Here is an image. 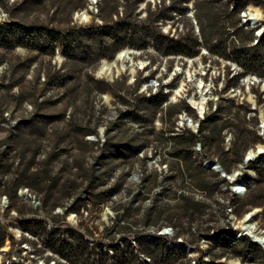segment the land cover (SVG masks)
Instances as JSON below:
<instances>
[{"label":"rangeland","instance_id":"1","mask_svg":"<svg viewBox=\"0 0 264 264\" xmlns=\"http://www.w3.org/2000/svg\"><path fill=\"white\" fill-rule=\"evenodd\" d=\"M19 1L0 0V23L12 21L10 18L14 4ZM85 1V6L73 12L70 20L67 15L57 11L54 22L50 23L49 18L60 0H42L38 15L44 27L62 30L63 41L73 27L86 28L101 23L97 7L99 0ZM185 1L143 0L138 3L136 12L143 18L156 5L162 4L165 8H171L169 15L176 16L177 11L186 7L187 16L190 17L195 0ZM218 1L220 4L229 0ZM51 3L54 6L47 10ZM232 5L233 2L229 9ZM249 6L264 12V0H250L246 7ZM81 12L88 15V21H79L76 18ZM18 17L26 26L34 23L32 14L26 17L18 14ZM262 24L261 38L264 37V21ZM182 26L181 21L173 24V20H167L162 31L174 34L176 28H179V32ZM249 29L255 36L252 44H257L259 39L256 28ZM127 49L134 53L128 54L124 63L117 61V54ZM103 62L115 65L111 80L97 74ZM121 66L124 68L118 72ZM57 71L60 72L56 73ZM240 71L236 63L212 56L204 46H200L199 54L193 57L179 54L162 56L152 46L146 49L123 47L109 59H100L95 63L84 60L77 65L67 60L60 45H55L53 55L49 53L47 45L39 50L21 46L14 49L1 48L0 158L7 161L6 172L0 173V225L6 230L5 240L0 248L1 258L11 260V253L19 251L21 254L14 264H52L57 255L47 243L51 240L54 225L83 233L82 241L89 246H97L102 242L104 250L118 247L123 237L134 244V233L143 229L144 215L150 202V198L145 197L143 192L137 203L128 205L136 191H148L151 196L162 187L168 189L172 185L177 188L179 185V182L176 183L177 179L172 177L175 172L169 171L170 159L166 155L168 143L165 141L168 134L164 138L161 136L162 131L168 130V124L164 125L162 121V117L168 112V104L182 109L172 119L176 120L174 131L189 129L195 132L198 129L195 124L200 118L188 103V99L205 100V113L208 111L209 102L218 103L220 99H232L234 107L242 106L236 110L241 115L245 113L246 127L255 130L259 136L254 147L263 144L261 116L264 113V79L255 75L233 78ZM64 75L66 82L62 86L60 79ZM246 77L250 80L248 84L245 83ZM254 77L258 81L252 83ZM48 79L49 83L45 84ZM102 83L107 85V92H99ZM162 86L163 93L167 94V101L161 105L151 124H131L123 118L124 120H119L118 127H113L115 131L110 133L115 135L111 140V148L122 149L123 152L112 154L110 167L113 170L109 178L98 179L93 190L94 194L108 199L107 203L100 209L87 204V208L81 206L78 211L66 213V209L75 200L78 201L76 206H79L87 196L83 192L85 184L81 183L89 177V166L100 153L107 155L110 151L109 147L102 145L106 138V127L110 121L120 119L119 108L127 107L118 97L130 99L138 95L148 96L157 93ZM185 104L193 111L183 109ZM188 120H191L190 125ZM93 128L96 135H88ZM130 137L135 139L133 142L139 148L135 154L129 153L126 148ZM231 140V132L224 130V151L229 149ZM197 146L198 144L193 154L198 162L201 161L202 167L205 160L219 163L221 157L217 155L211 159H203L202 150ZM246 153L247 151L239 163L230 165L227 173L237 172L241 167L247 169L252 177H248L244 171L239 175L246 179V193L250 189L254 191V195L264 200V190L256 188L255 164L243 163ZM98 167L97 165L95 168ZM194 167L195 165L192 166ZM204 169L202 180L216 186V189L213 192L210 189L197 190L191 185L190 179L186 178L183 187L186 194L195 195L196 198L199 195L203 201L202 207L197 209L192 203H187L188 210L179 217L174 216L173 222L160 230L168 229L169 235L160 237L164 238L171 251L178 253L184 248L190 264H212V260L215 264H235L236 261L243 264H263L264 250L247 236L240 235L239 222L246 214H253L259 228L264 230V202L256 204L254 199L246 198V194L236 195L232 190L233 181H227L228 184L223 185L220 182L223 177L219 173ZM24 170H27L28 181L41 189L35 191L23 187L17 191L20 197L18 207H22V213L18 214L14 209L8 210L9 200L2 191L6 182ZM156 173L159 176L155 183ZM51 187L64 192L58 202L59 206H53L54 198H49ZM122 204L129 209L128 230L117 232L112 226L118 219L117 215L123 211ZM24 224L31 226L30 230L23 229ZM14 225H18L22 233L12 229ZM206 226L210 227L209 232L205 236H198V228L201 230ZM218 231L228 232L240 242L253 244L256 247L253 254L259 253V256L254 260H242L238 256L230 255V250L223 252L216 247ZM159 232L149 229L142 230L140 234L150 239ZM222 254L225 256L221 257Z\"/></svg>","mask_w":264,"mask_h":264},{"label":"trees","instance_id":"2","mask_svg":"<svg viewBox=\"0 0 264 264\" xmlns=\"http://www.w3.org/2000/svg\"><path fill=\"white\" fill-rule=\"evenodd\" d=\"M143 0H99L98 17L100 24H92L86 28H72L67 38L62 41V30L59 28L44 27L40 20L38 11L42 5V0H20L14 4V10L11 15V22L0 23V49H14L17 46L27 47L33 50H39L47 45L49 53L54 54L55 45H60L64 51L67 60L74 65L80 64L84 60H90L92 63L100 59L111 58L119 49L128 47L131 49H146L152 46L162 56L182 55L193 57L199 54L200 46L206 47L212 56H217L225 60L233 61L241 69L240 72L233 75V78H244L247 75H255L264 79V37L260 38L257 44H252L255 38L253 31L244 29L241 23V13L245 10L250 0H229L225 3H218V0H195L193 6V17L187 16V8L177 11L178 15H169L171 8H165L162 4L155 6L153 11H148L143 18L136 12L138 3ZM185 2H188L187 0ZM233 2L232 8L229 9ZM86 4L85 0H60L59 5L50 16V23L54 22L57 11L61 14L70 16L73 12L82 9ZM149 5V4H148ZM46 7V5H43ZM53 3L47 6V10L53 7ZM121 7V10L119 8ZM42 8V7H41ZM18 14L23 17L34 16V23L26 26ZM67 20V21H68ZM167 20L183 22L181 31L176 28V33H164L162 26ZM194 21L196 24H194ZM198 27V32L195 30ZM47 43V44H46ZM57 71L56 73H59ZM60 79L62 86L65 84V78ZM49 83V79L45 84ZM101 93L107 92V85L101 84ZM163 86L155 94L148 96H135L134 98L118 97L127 105L126 108H119L120 119L116 118L110 121L105 130L104 147H109L107 155L99 154L95 161L89 166V177L85 182V192L87 196L79 206L75 200L67 209L66 213L78 211L79 208H87V204L96 206L99 209L108 199L102 198L100 194H94V185L98 179L109 178L113 168L112 154L122 153V149L111 148V140L115 135H110L113 127H118L119 120L124 118L127 123H146L153 122L156 114L167 101V94L163 93ZM242 106L234 107L232 99H220L218 103L209 102L208 111L202 120H198V129L192 132L185 129L179 132L174 131L175 121L172 120L181 112V108L168 104V112L162 117L164 125L168 124V130L162 131L161 136L168 143V153L170 159L169 171H174L172 177L179 182L177 188L172 185L168 189L162 187L153 195L148 191L138 189L134 194L133 200L127 204L138 202L139 196L144 192L145 197L150 198V202L144 215L142 230L152 229L159 232L163 227H167L173 222L174 216H180L188 210L187 203H192L197 209L202 207V198H196L195 195H188L184 190L186 178L190 179L191 185L197 190L210 189L212 192L216 186L209 185L203 181L201 174L205 169L201 166V161H197L194 156V149L199 144L202 150L203 159H211L215 155L221 157L219 164L227 173L230 165H235L242 160V157L248 149L254 147L259 141V136L255 130L248 129L245 122V113L240 114L236 109ZM183 109L193 111L188 105ZM234 109V110H233ZM196 118V117H195ZM123 119V120H124ZM229 130L232 134L230 147L227 151L223 150V132ZM121 132V131H118ZM118 134V133H117ZM88 135H96L93 128ZM135 139H129L127 151L135 154L138 147L134 144ZM6 162L0 158V173L6 172ZM255 164L256 188L264 190V155L258 156ZM98 168H95L96 166ZM195 165L194 168L192 166ZM159 174L156 173L154 182H157ZM27 170L16 173L6 185H4L2 194L9 200L8 210H16L18 214L22 213V207H18L20 197L17 191L20 188H30L40 190V186L34 187L29 181ZM223 185L228 182L220 178ZM39 184V183H38ZM160 184V183H158ZM41 185V183H40ZM49 198H54L55 204L58 203L64 192L51 187ZM91 196H90V195ZM46 200V203L49 201ZM246 198L254 199V203L262 204L263 199L254 195V191L247 189ZM173 202V204L171 203ZM123 205V211L117 215V220L112 228L117 232H126L128 230L127 219L130 218L128 206ZM152 220V221H151ZM152 223H149V222ZM123 223V224H122ZM29 225L22 226L25 230H30ZM201 227V226H200ZM210 227L204 229L198 228L197 235L205 236ZM141 231L135 232V243H130L126 237L121 238L118 247L104 250L102 242L97 246H89L82 241L83 233L70 228H62L54 225L47 245L57 257L53 258L54 264H190V259L186 256L184 248L176 253L168 249L166 241L162 237L147 239L142 236ZM88 232V231H87ZM31 234H35L30 231ZM6 237L5 227L0 225V248ZM114 240V238H111ZM216 247L226 252L230 250V255L238 256L242 260H254L259 256L253 254L256 247L247 241L240 242L228 232H217ZM225 256L224 254L221 257ZM143 258V259H142ZM212 264H215L212 260ZM264 264V261H263Z\"/></svg>","mask_w":264,"mask_h":264},{"label":"bare ground","instance_id":"3","mask_svg":"<svg viewBox=\"0 0 264 264\" xmlns=\"http://www.w3.org/2000/svg\"><path fill=\"white\" fill-rule=\"evenodd\" d=\"M250 17L252 20H257L256 26H255L256 27L255 31L260 33V31L263 29L262 22L264 21V12L262 10H260L259 8H256V9L252 10V12H250ZM76 18L79 21H84V22L88 21V19H89L88 15L85 12L78 13L76 15ZM126 51L127 50H121L117 54L116 60L123 62L127 58ZM114 66H115L114 63L103 62L102 65L100 66V68L98 69L97 74L99 76L106 78L107 80H111L113 78L112 75H113ZM123 68L124 67L121 66L120 69L117 71L120 72V70H123ZM201 96L203 97V95H201ZM203 101L204 100L201 99L197 103H193V106L196 107L197 110H199V105L203 106ZM261 128H262V133L264 136V113L261 116ZM258 149L264 150V143L263 144H257L252 149V153L254 156H257V150ZM209 166H210V169H213V168H215V163H211ZM239 171H244L248 177L253 176L252 173H250L247 169H245L243 167H241L240 169L237 170V172H239ZM232 176H233L232 177L233 185L236 186L237 189H239L241 178H244V177L236 176L235 171H234ZM252 216H253V214H251L250 217H248L246 214L242 218V220L239 222V233L242 236L243 235L242 232L245 231L246 236L251 237L252 240H257L258 243L261 245V248L264 250V230L259 228V226L257 225V222L253 219ZM0 264H9V263H6V260H3L2 258H0ZM235 264H243V263L236 261Z\"/></svg>","mask_w":264,"mask_h":264},{"label":"water","instance_id":"4","mask_svg":"<svg viewBox=\"0 0 264 264\" xmlns=\"http://www.w3.org/2000/svg\"><path fill=\"white\" fill-rule=\"evenodd\" d=\"M11 1H14V0H11ZM189 16L192 18V17H193V13H191ZM194 24H196L195 21H194ZM195 27H196L195 30L198 32V27H197V26H195ZM262 33H263V29L260 31V33L257 32L256 34H257L258 37H260V36L262 35ZM260 38H261V37H260ZM126 53H127V55H128V54H130V53H134V51L127 49ZM249 81H250V80H249V77H246V78H245V83L248 84ZM257 81H258V79H257L256 77H254L252 83L257 82ZM169 102H170V101H168V103H169ZM197 102H198V101H195V100H193L192 98L188 99V103L190 104V106H191L193 109L196 110V112H197L198 115H199L200 120H202V119L204 118V114H205V110H206V108H205V106H204V105H205V100L203 101V106L199 105V110H197V108L193 106V103H197ZM188 124H189V125L191 124V120H188ZM195 127L198 128V122L195 124ZM195 132H196V131H195ZM199 147H200V146H199V144H198L197 148L199 149ZM262 154H264V150H262V149H258V150H257V156L262 155ZM257 156H254L253 153H252V149H250V150L246 153V155L244 156L243 162L246 163V162H248L251 158H253V157H257ZM211 163H215V168H213V169H211V170H213V171L216 172V173H219V174L221 175V177H223L224 179H226V180H228V181H231V180H232V177H233L232 175H233V173H232V174H228V173H226V172L222 169V167L220 166V164L217 163V162H212V161H210V160H205V161H204V164H203V167H204V168H207V169H210V166H209V165H210ZM238 174H242V172H241V171H239V172H235V175H236V176H237ZM244 182H245V178H241V181H240V187H239V190H241V191L244 190V188H245V186H244ZM250 215H251V214H248L247 216L250 217ZM12 229H14V230H15L17 233H19V234L22 233V231H21V229L19 228L18 225H14V226L12 227ZM242 233H243L244 236L246 235L245 231H243ZM161 235H163V236H167V235H168V229H164L163 231H160L157 235H154V236H152V237H153V238H157V237H160ZM251 240H252V238H251ZM252 241H254V242H258L257 240H252ZM187 250H188V251H191V248H190V247H187ZM20 254H21V252H19V251H13V252L11 253V260H6V263L14 264V262L17 260V258H18V256H19ZM0 258H1V256H0ZM52 264H54V262H53Z\"/></svg>","mask_w":264,"mask_h":264},{"label":"built area","instance_id":"5","mask_svg":"<svg viewBox=\"0 0 264 264\" xmlns=\"http://www.w3.org/2000/svg\"><path fill=\"white\" fill-rule=\"evenodd\" d=\"M256 9V7H253V6H249V7H246L245 10L241 13L240 17H241V21H242V25L244 26L245 29H249V28H256V23H257V20H252L251 17H250V12H252V10ZM257 33V32H256ZM263 34V33H262ZM257 35V34H256ZM262 36V35H261ZM260 36V37H261ZM258 37V36H257ZM260 37H258V39H260ZM257 41V40H256ZM258 157V156H257ZM257 157H253L251 158L248 162L246 163H249V162H252L254 161ZM244 163V162H243ZM244 163V164H246ZM241 174H238L237 176H239ZM226 180V179H225ZM228 181V180H226ZM233 181V179L231 180ZM245 183H246V179H245ZM245 183H244V186H245ZM232 190L235 192L236 195L238 196H244L246 194V186L244 188V190H239L237 189L236 186L233 185L232 187ZM26 192V190H25ZM169 235V233H168ZM246 236V235H245ZM250 240H251V237L247 236ZM252 241V240H251ZM254 242V241H252ZM254 243H257L260 247L261 245L258 243V242H254Z\"/></svg>","mask_w":264,"mask_h":264}]
</instances>
